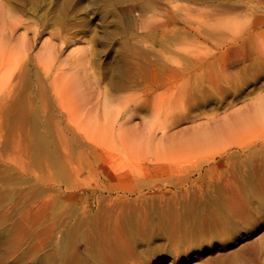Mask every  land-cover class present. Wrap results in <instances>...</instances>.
<instances>
[{"label": "rangeland", "instance_id": "obj_1", "mask_svg": "<svg viewBox=\"0 0 264 264\" xmlns=\"http://www.w3.org/2000/svg\"><path fill=\"white\" fill-rule=\"evenodd\" d=\"M17 25L0 46V264H264V0H0V34ZM221 69L242 93L222 98ZM63 74L92 100L84 131L53 100Z\"/></svg>", "mask_w": 264, "mask_h": 264}, {"label": "bare ground", "instance_id": "obj_2", "mask_svg": "<svg viewBox=\"0 0 264 264\" xmlns=\"http://www.w3.org/2000/svg\"><path fill=\"white\" fill-rule=\"evenodd\" d=\"M19 29V26L17 25L16 27H14L12 30H11V32H9V35H6V34H4V33H2V34H0V46H4L5 45V43H7V41H9V40H12V39H14L15 37H16V32H17V30ZM25 43V42H24ZM32 44V42L31 41H26V43H25V46H26V48H27V46H28V44ZM32 46H30V48H31ZM30 48L28 47V50H30ZM27 50V51H28ZM51 54H53V53H51ZM51 56V60H54V58L56 57L54 54L53 55H50ZM36 60H37V64L38 65H40L41 67H42V69H44V72H45V74H50L49 72V70L48 69H46V68H44L45 67V65H42L43 64V62H42V59L40 58V56H37L36 57ZM125 62V61H124ZM125 64V63H124ZM255 67L257 66V65H254ZM122 67H124V66H122ZM121 67V68H122ZM220 69V68H219ZM223 69V68H222ZM218 70V71H216V72H218V77H216V74H215V77L214 78H212V79H218V78H220V79H222V80H227V88H218L219 86H217V88L218 89H222L223 90V92H224V94L222 95L223 97V99H226L228 96H231L232 94H239V93H242V88H243V86H242V88L240 87V85L238 84V79H237V77H236V79L234 78V80L235 81H237V84H238V86H236L237 84H236V82L234 81L233 82V79H230L229 78V74L227 75L226 73H225V71L224 70ZM247 70H248V68H246ZM245 69V70H246ZM119 70H121V69H119ZM123 70H125L124 68H123ZM261 71H259L254 77L255 78H258V79H262L263 77H264V70H262V69H260ZM246 72V71H245ZM125 73V72H124ZM127 73V72H126ZM242 74V73H241ZM124 75V74H123ZM245 75V74H244ZM243 75V76H244ZM50 76H51V74H50ZM50 76H48V77H50ZM66 76V74H63V75H54L53 77H54V82H55V84H54V88H53V90H54V94H53V100L55 101V104H57L58 106H59V108L61 109V111H63L66 115H67V117H68V120L71 122V126L75 129V130H83L84 131V129L86 128V127H88L89 126V124H88V122H87V118H88V113L90 112V110H91V108H90V106H91V103H92V100L89 98V96L88 95H85L84 93H83V89H82V86L79 84V81L77 80V79H73V81H65L64 82V85L62 86V85H60V84H56V82H57V80L59 79V78H64ZM231 76V75H230ZM236 76V75H235ZM238 76V75H237ZM240 76H242V75H240ZM239 76V77H240ZM246 76V75H245ZM122 78V77H121ZM245 78V80L246 81H248V79H246V77H244ZM120 79V78H119ZM118 79V80H119ZM126 79V78H125ZM222 80H221V82H222ZM214 81V80H213ZM121 82V81H120ZM221 82H218V84L219 83H221ZM224 82V81H223ZM222 82V83H223ZM117 83H119V82H117ZM217 84V85H218ZM241 84V83H240ZM244 86H246V85H244ZM223 87V86H222ZM217 88H215V89H217ZM245 88V87H244ZM217 89V90H218ZM214 91V90H213ZM213 94V93H212ZM41 96V95H40ZM43 96V95H42ZM44 98H45V96H43ZM44 98H42V99H44ZM219 100H223V99H221V98H219V97H217ZM217 98H213V96H211V97H209L207 100H203V101H201V102H198V103H196V104H194L193 105V107L192 108H194V109H199V110H201V111H206L207 109H213V108H215V106H219V104L217 103ZM222 102V101H221ZM220 103V102H219ZM74 112L76 113V114H78V117H79V121H72V116H73V114H74ZM37 115H38V113H37ZM113 115L110 113V111H108L107 112V115H106V123H105V127H107V128H112L117 122H116V120H114V119H111V117H112ZM215 117H217V116H215ZM250 117V116H249ZM262 117H264V103H260L257 107H256V111H255V114H254V116H253V118L254 119H259V118H262ZM241 119V118H240ZM206 120H208V122H207V124H210V123H212L211 121H210V118L209 119H206ZM211 120H216L217 121V118H214L213 117V119H211ZM250 120H251V118H250ZM215 121V122H216ZM99 121H97V122H95V124L96 123H98ZM210 122V123H209ZM228 122V121H227ZM235 123V122H234ZM247 123V122H246ZM232 125L233 124H228L226 127H225V130L223 131V129L221 130V129H219V130H211V131H207V132H202V133H196V137H194L193 139H191V140H189L188 141V145H190L191 144V146H192V144H193V142L195 143V144H200V143H206V142H210V141H212V140H220L221 138H223V137H225L227 134H229L230 132H231V129H232ZM36 126H38V127H40V126H43V125H41V124H36ZM99 126V125H98ZM241 126V125H240ZM236 127H238V125L237 126H235V128ZM56 128V127H55ZM233 128H234V125H233ZM233 130V129H232ZM235 130V129H234ZM77 132H80V131H77ZM83 133V132H82ZM185 133H186V131H185ZM62 134L64 135V134H66L65 132L64 133H61L60 135L62 136ZM56 135H58V132H57V134ZM59 136V135H58ZM82 136V135H81ZM85 135H83L82 137H84ZM65 137H67V136H64V138ZM162 137V136H161ZM59 138H60V136H59ZM68 138V137H67ZM67 138H65V140H66V144H65V148H67L69 145H67V141L69 140V139H67ZM85 138V137H84ZM163 138V137H162ZM61 139V138H60ZM63 139V138H62ZM156 139H157V137H156ZM64 140V141H65ZM71 140H73V139H70L69 141L71 142ZM82 140V139H81ZM84 140V139H83ZM136 140H139V139H136ZM63 141V142H64ZM128 141V140H127ZM48 142V141H47ZM60 142H62V141H60ZM134 142V141H133ZM132 142V143H133ZM144 142L145 143H148V144H153L154 142H155V139L153 138V134H149L147 137H145V139H144ZM19 143V142H18ZM65 143V142H64ZM69 143V142H68ZM46 144V143H45ZM44 144V145H45ZM60 144V143H59ZM62 144V143H61ZM71 144L72 143H70V147H71ZM136 144V146H138L137 144H139V141H138V143H135ZM134 144V145H135ZM48 145H50V144H48ZM67 145V146H66ZM73 146H74V142H73V144H72ZM132 145V144H131ZM59 146V145H58ZM57 146V147H58ZM63 146V145H62ZM61 146V147H62ZM72 146V147H73ZM146 146V145H145ZM151 146V145H150ZM38 147H40V146H38ZM44 147V146H43ZM17 148H19L18 146H17ZM134 148V147H133ZM19 149H21V148H19ZM58 149V148H57ZM22 150V149H21ZM42 150V149H41ZM51 150H53V149H51ZM69 152V151H68ZM36 153H37V151H36ZM38 153H41V152H38ZM27 155V154H26ZM39 155V154H38ZM68 155V154H67ZM52 156V155H51ZM3 157V156H2ZM53 157V156H52ZM51 157V158H52ZM55 159V158H54ZM4 160V159H3ZM5 160H8V159H5ZM23 161V160H22ZM52 161V160H51ZM21 164V163H20ZM23 166V165H22ZM23 171H24V169H23ZM25 172V171H24ZM38 181V180H37ZM42 184V183H41ZM38 185V184H37ZM39 186V185H38ZM43 187H45V186H43ZM39 191H40V189L39 188H37ZM41 189H43L42 188V186H41ZM41 191H43V190H41ZM45 191H46V188H45ZM49 191H52V189H50ZM42 193H44V192H42ZM167 196H170V195H167ZM171 197V196H170ZM169 197V198H170ZM168 198V199H169ZM172 199H173V197H172ZM127 200V199H126ZM125 200V201H126ZM166 200V199H165ZM129 201V200H128ZM128 201H126L127 203H128ZM131 201V200H130ZM134 200H132L130 203H132ZM137 202V201H136ZM126 203V204H127ZM146 203V202H145ZM164 203H166V201H164ZM114 204H115V202H114ZM116 204H118V203H116ZM120 204H123L124 205V203H120ZM129 204V203H128ZM133 204V203H132ZM143 204V203H142ZM141 204V205H142ZM122 205V206H123ZM131 205V204H130ZM130 205H127L128 207L127 208H129V206ZM141 205H137L136 207H139V206H141ZM148 205V204H147ZM146 204H144V206L146 207L147 206ZM163 205H165V204H163ZM262 205V204H261ZM122 206H120V207H122ZM135 206V205H134ZM134 206H133V208H134ZM143 206V205H142ZM132 206H130V208H131ZM144 207V208H145ZM163 207V206H162ZM123 209L124 208H126V206L125 207H122ZM121 208V209H122ZM142 208V207H141ZM140 208V209H141ZM144 208L142 209V210H144ZM137 210H138V208H137ZM141 210V211H142ZM147 213V212H146ZM146 216H147V214H146ZM148 217H149V215H148ZM192 219V218H191ZM190 219V220H191ZM148 220H149V218H148ZM147 221V220H146ZM194 221H192V223H193ZM1 229H3V228H1ZM181 248V247H180ZM184 248H181V250H183ZM146 253H150V252H146ZM139 254V253H138ZM143 254H144V252H143ZM66 255V253L64 254V256ZM145 255V254H144ZM147 255V254H146ZM47 256V255H46ZM49 256V255H48ZM149 255H147V257H148ZM146 257V256H145ZM47 259V258H46ZM48 261V260H47ZM64 261H62L61 263H63ZM73 262V261H72ZM50 263V262H49ZM52 264H54V263H52Z\"/></svg>", "mask_w": 264, "mask_h": 264}]
</instances>
